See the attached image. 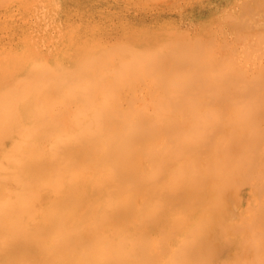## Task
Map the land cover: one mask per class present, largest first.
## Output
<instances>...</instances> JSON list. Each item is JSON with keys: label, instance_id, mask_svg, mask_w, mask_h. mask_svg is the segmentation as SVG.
Here are the masks:
<instances>
[{"label": "bare ground", "instance_id": "1", "mask_svg": "<svg viewBox=\"0 0 264 264\" xmlns=\"http://www.w3.org/2000/svg\"><path fill=\"white\" fill-rule=\"evenodd\" d=\"M3 1L7 0H0L1 6L4 5V3L2 4ZM27 1H25L24 5H26ZM8 2H5L6 5ZM29 2L31 4L33 0H29ZM260 2H262V0H259L257 3ZM41 3L44 5L45 2ZM184 3L181 5L184 6ZM251 3L254 2L252 1ZM257 3L255 2V6ZM164 4L166 3H163V5ZM186 4L188 5L189 3L186 2ZM250 5H248L246 9H249ZM27 6L30 7L28 3ZM56 6L57 5H55V7ZM258 6V8H263V5L261 7L260 5ZM235 7L236 6H233V8ZM12 8L14 9L13 6ZM255 8H257V6L254 7V9ZM17 9L16 7V10ZM237 9L239 10V8ZM250 9L248 15L251 13L253 14L255 10L259 11V9H253V11ZM224 10L226 13V8H224ZM12 13L13 12H11L10 15L14 19ZM35 13L36 12H34V14ZM237 13L239 14V12ZM34 14L32 13L33 16ZM244 14L245 13L242 11L241 16ZM226 15H231L232 17H227L228 20L225 19V21L229 22L232 19L238 20L232 13ZM21 16L22 15H20L19 18ZM241 16L239 18H241ZM253 16L254 15H252L251 18H253ZM215 17L217 18L218 16ZM5 18L7 19V17ZM29 19L28 21H31V19ZM215 19L211 20L216 21L217 19ZM254 19L257 20L256 18ZM240 20H242V18ZM243 20L248 21H239V23L241 24L242 22L244 25L248 23L247 26L250 29L255 26L251 23L252 21L250 22L251 25H249L250 19L248 17ZM168 22L171 25L170 20ZM173 22L174 24L176 23L175 21ZM23 23H25V21ZM13 24H16V22ZM212 25L215 27V23ZM221 25L223 24L221 23ZM244 25L236 31L239 32L235 33L236 37H233L238 41H236V45H247V43L250 44L252 42L251 45H247V48L243 49L246 50V52L250 51V48L252 49L254 44L257 49L261 47L260 49L262 51L258 49L259 51L256 50L257 53H254L256 49L254 47V54L250 53L256 55V58L262 61L261 58L264 56H262L264 52V39L261 38H264V28L263 30H259V32H263L262 34H260L261 32L259 33L258 30L254 31L255 28L251 29V31L246 29L248 30L247 33H249V36L246 35L245 29H243ZM256 25H258V23ZM18 26H20V24H18ZM234 26H236V22ZM174 30L173 32H175ZM232 30L235 31L233 28ZM240 30L242 31L241 35H239L241 32ZM131 31L134 32V30ZM182 31L183 30L178 31L181 38L188 30ZM222 31L223 30H221V32ZM225 31L227 33V30ZM225 31H223V33ZM167 32L168 34H172V30L170 33L169 30H167ZM181 32L184 34L182 35ZM255 32H257V34H253ZM162 33L165 32L161 30L160 34ZM178 33H175V37H179ZM223 33H220L221 36L225 35ZM185 35L189 34L187 33ZM216 35H218V31ZM251 35H255V37H251ZM172 36L168 38L171 39L173 38ZM204 36L207 37V35ZM221 36L220 41L222 40ZM196 37H198V35H195V38L193 37L195 39L194 43H199L200 48L197 44L195 45L193 43V45L197 47L193 48L194 46L191 44V49H187L188 45H190L189 43L193 42L188 36L185 38H188L187 41L190 40L191 42H185L184 40L186 39L184 37L180 42L178 41L179 38L177 41V38H174L175 40L171 39L173 41H169L168 39H166V41L164 39L163 41H166V44H161V42L160 44H156L160 48L155 46V43L154 45L151 44V42L149 44L154 47L152 48V46H150L148 50L152 52H147L148 50L146 51L147 48H145L147 46L149 47L147 41L150 38L147 40L144 39V41L147 42V46L143 42L141 45L145 46L141 48L140 45L138 49L135 46H133V48L132 46L131 48L128 47L130 42L126 41L125 44L123 43L125 48H122V52L120 51L122 44H119V49L118 47L115 48V51L117 52V50H119L121 54L124 52V49H127L125 50L126 52L123 53L125 55L122 54L124 57L118 55L121 58L123 57L122 59L118 58L119 60L115 61L116 58L113 57L115 55L113 52L115 51H111L110 54H104V52H110L109 50L101 51L102 55L106 56L105 59L107 60L110 58L109 55L112 56L106 62L105 59H103L104 61L101 59L103 58L101 57V52L98 53L99 55L97 54V56H95L91 51L92 55L89 54V58L84 57L85 53L81 56L80 54L84 52L82 51L81 53L79 52V55L77 54L78 56L75 58L70 59V57V60L50 62L46 59V56L39 54L41 47L37 44L35 45V38L33 40L30 39L32 45L31 49L33 50L29 49V46L28 48L23 46L26 48V52L23 53L22 58L13 57L9 59L3 68H0V264H221L215 262V256H217L220 251L224 252L226 250H232L234 256L229 257L230 259L222 264H238L243 256H246V260L243 257L245 263H242L247 264L248 261H250L247 255L249 256L248 253L251 254L252 252L254 253L251 254L253 260H256V262L254 261L255 264H261L262 262V264H264V259H262L261 256V258H259L255 253V249L258 247L260 249L261 246V244L258 245V243L261 242H258L257 235L262 238L260 235L264 233L260 232V234H258L259 229H257V235L254 236V229L257 227L254 225V223L256 224V219L250 217V221H245L241 225L237 222L229 223V226L226 224L229 222L228 220H231L230 218L232 217L230 216L233 215V213H228V211L234 210V202L236 203V200H238L236 197L242 192V187H244V185L249 186L252 191V197H255L253 194L257 195V193L258 196H261L260 208L262 209L264 206V73L260 71H264V63H261L263 66L260 65L261 68L257 65L260 69L257 71L260 74L251 73L256 69L255 67H257L253 66L252 68L250 67V71L253 68L255 69L247 76L246 73H249V70L246 72L247 67L246 69L244 68L246 64L248 65L250 63H247L249 60L253 64V56L249 57L251 56L250 54L247 58L245 57L246 55H242L243 52H235V44L232 47L234 51L229 44H227L228 47L231 48V51L235 53V57L237 55L236 53H239L244 56V58L249 59L248 61L247 59L244 61H239L237 59L239 62L237 63L236 60L234 63L239 64L241 62L240 68L237 66L238 69L236 70L235 66V69H232L231 66L233 67L236 64H228L231 63L235 57L233 56L234 54L231 55L230 48L228 49L222 45L223 42L225 45L228 42H225L223 38L222 43H217L219 46L216 45V43L213 44L214 42L212 43L216 48L218 46L220 49H223H219L221 52L218 50L219 53H221L220 57H216L217 49H213L214 53L212 52V55L215 54L216 58L221 59V61L218 60L217 62H221V65H213L214 61L212 62L213 59L210 61V58L215 59V57H210L211 54L207 53V49L209 48V52L213 45L206 43V41L208 42L210 40L211 43L214 41V38L217 41L219 40L216 37L212 38L213 40L207 37L208 40L204 38L205 41H203L204 39L202 37L203 40H201L200 35V39L197 38V40ZM164 38L166 37L164 36ZM244 38L247 39L242 40ZM251 38H255L257 41L254 40L256 42L253 43V39ZM234 39L229 41L233 43ZM247 40L250 42H247ZM174 41L177 44H175ZM201 41L206 43V45L209 44L211 47H203V52L205 53L206 51L203 56L201 52ZM239 41H241V43H239ZM243 41L246 42L243 43ZM261 42H263V44ZM127 43L129 44L126 46ZM135 43L137 44V42ZM135 43L134 45H136ZM167 43L170 44L168 45ZM107 44L109 45V43ZM111 45L112 44H110V46ZM160 45H165L163 49L169 52L164 51L162 55V51L160 52L156 49L158 48L161 50L162 47ZM166 45L172 46V49H167ZM204 45L205 44L202 46ZM98 46L101 45H97V48ZM221 46L224 48H221ZM134 47L137 50L134 49ZM173 47H178L176 53L173 52ZM184 48L190 50L191 54L189 51H184L186 50ZM198 48L200 51H198ZM226 48L228 49L227 51L230 52V54L228 53L229 57L228 55L226 57L230 58L231 55L230 60L234 57L230 62L228 61L229 59L226 58V61L229 62L228 64L223 61L225 57H223V60L221 58ZM179 50L182 52L179 54L180 58L184 57V55L189 57V54L190 57H187L188 60H185L186 56L182 58L183 63L181 62V65L179 61H177L176 63H178L179 66L177 64L178 67L173 69L170 59H173L172 56L179 53ZM239 50L240 49H238V51ZM128 51H130V54H126ZM246 52L244 54H248V52ZM165 53L167 54L165 55ZM5 55L7 56V54H4V56ZM126 55L127 57H125ZM206 55L208 58L210 57L208 59L210 67L208 65L205 66L207 64L206 61H208L204 60V58L206 59L207 57ZM2 56L3 54L0 55V58ZM176 56L174 58H178V54ZM198 56H206L201 58L204 62L200 60ZM180 58H178V60ZM195 58L199 59V61L195 60ZM240 58L243 57L240 56L239 59ZM222 61L225 62L226 65L222 64ZM255 63L254 65H256ZM182 64H189V71L185 69L186 65ZM242 64H245L244 67H242L244 72L241 69ZM215 66H219L220 68L216 69ZM193 67H195L194 70ZM212 68H215L217 71ZM210 69L214 72L212 73ZM182 70L185 71L180 73ZM193 71L195 73H193ZM161 72L167 73L166 77H164V75L161 76V74H159ZM184 72L188 77V74H191L190 78L187 79ZM173 73L174 76H172ZM251 74L255 76H251ZM156 75L159 80L156 79ZM177 75L179 77L186 76L185 78L189 83H182V81L186 82L187 80L182 77L184 80L181 81L178 79ZM175 76L177 77V81H175ZM152 77L155 78H153L155 81L152 80ZM170 77H173L174 80ZM147 78H150L152 82H149L155 85L153 90L156 93L155 97L158 98H156L157 100L152 99L154 101L150 103V105L152 104L151 107L148 105V108H151L150 111H148L149 109H144V107H147V104H143L144 102L146 103L147 99L148 101L151 100L150 98L146 99L144 97L148 93V90H151L152 92L150 91V93L153 94L151 95L148 93L149 97L152 96L154 98V91L150 89L151 87H148V90L145 87L147 90L145 94V89L141 86L147 84H143L148 82V80L145 81ZM139 82L140 84L142 82L141 85L139 84L142 88L140 87V89H138L140 93L143 91V96L142 94L140 96L141 100H139L140 97H137L139 94L136 95V97H134L135 95L133 94L135 92V87L139 88V86L136 85V83ZM163 85H165L164 87L169 86L167 89H163ZM125 87H127L126 89L130 88L131 90H129V92L131 91L132 94L129 93L128 90L126 92ZM123 90L127 96L123 94L124 96L122 95V97L129 98V94L132 95L130 98L133 97V99L129 98L130 100L124 98L127 101L126 103L132 104L128 105L126 108L122 107L123 105L126 106L123 104L125 101L121 106L122 101L120 102L119 99ZM200 92L202 94H200ZM203 92H206V95ZM190 93H192L191 95H193V98L195 96L196 100H200L199 97L201 96L205 99L202 97V101H199L200 105L199 102H197L198 105H196V102L193 105L192 102L195 98L193 99L191 95L190 98L188 95ZM135 94H137V92ZM177 94L178 96H176ZM183 96L189 97V100L193 99V101L187 100L189 104L187 103V105H185L183 104L186 103L185 99L187 98L185 97L181 98V100L183 99V101H185H181V104V102H179L180 99L179 101L177 99ZM216 96L225 97V100L228 98L231 102L234 100L237 101V103L239 101L237 99L240 97L242 101L239 102H243L245 97L248 100L240 104L238 103L239 107L236 106L234 109L235 105H233V103L236 102L233 101L229 106V101L227 99L228 104L226 101L224 104L230 108L232 105L230 114L229 110L227 111L228 107L224 104L223 106L226 107V112L225 110L223 112L224 107L222 108V106H218L222 109L221 111L218 109L215 110L216 108L214 109L213 106L215 114H209L212 110L211 112L207 110L212 108L211 105L215 103ZM206 97L207 99L210 97L211 100L214 99L213 97L216 98L213 101L214 103L209 100L208 103ZM235 97L238 98L235 100ZM136 98L139 102L141 101L142 107L141 103L140 106L135 103L137 101ZM143 98L146 100H143ZM122 99L123 98H121V100ZM220 99L218 97V102H216V104L220 101H224V99ZM206 102L207 104H205ZM135 104L138 106V109L135 107ZM203 105L204 107H208H205L207 110L205 111L204 109V112H202V108H204ZM242 105L243 108L240 107ZM198 108H200L199 111H194ZM201 109L202 111H200ZM257 112L259 115H254L255 113L257 114ZM221 114L230 116L223 117ZM225 120L227 122L223 123ZM258 196H256L257 200L254 198L255 202L258 201ZM232 203L234 205L233 209L229 207V205L232 206ZM236 204L237 207L235 208H238L239 203ZM168 207L172 210L170 212L171 214L167 212ZM178 208H180L182 212ZM164 209H166V212ZM173 209H178L177 211L179 213L181 212V215L176 211L175 214H173ZM198 209L201 210V213L199 212L197 215L195 212L191 216L192 220L189 221L188 218L190 215H187L191 214V210ZM254 210L256 209L254 208ZM235 212L238 211L235 210ZM261 212L257 214L259 216L261 214L263 218L264 210ZM167 213H169L171 217H174L176 213L178 214L172 219L173 224H170L172 227L167 225V222H169ZM165 215L167 222L163 221ZM182 215L184 216L183 218L181 217ZM255 216V218L258 217L257 215ZM223 221L226 222H224L225 225ZM163 222L166 223H164L166 229L167 226H169L171 230L169 228L166 231V229L162 227ZM186 223L192 224L189 230H185L188 228ZM182 225L187 226V228ZM222 225L225 226L223 227L224 230L222 231L221 229V232H219L218 227H222ZM259 225L261 224H258V226ZM263 225L262 223V226ZM179 226L185 228L181 233L183 237L177 234L180 237L177 236V238H179V240L181 239V242H178L176 247H171V243L168 244L171 247V253H173L170 256L166 253L168 258L165 260V257H162L164 254L161 255L163 252L159 253L157 249L155 252L153 248H157L156 245L163 246L162 244L167 241L166 239L175 236L176 232L180 234L179 231L183 228H179ZM170 231H172V233ZM221 234L224 235L221 237ZM175 237H173V239ZM177 238H175V241H177ZM221 240L224 241V245L221 244L220 246L219 243ZM262 240H264V237ZM182 242L183 244H181ZM245 243H248L246 244L247 246ZM178 245H180V247H178ZM249 245L252 247V252L247 251V249H251L248 247ZM167 246H163L161 249L166 252L168 251L166 248ZM253 248H255L254 251ZM161 249L159 248V250ZM256 250L258 251V249ZM168 252L170 253V251ZM156 253L159 256L156 255ZM261 255L263 256V253ZM255 256L258 257L254 258ZM158 257H161V259ZM238 258L240 259L238 260ZM258 261L259 263H257ZM251 262H253L252 259L249 263L253 264Z\"/></svg>", "mask_w": 264, "mask_h": 264}, {"label": "rangeland", "instance_id": "2", "mask_svg": "<svg viewBox=\"0 0 264 264\" xmlns=\"http://www.w3.org/2000/svg\"><path fill=\"white\" fill-rule=\"evenodd\" d=\"M9 0H7V1H3L2 2V4L4 3V5H0V38L2 39H0V55H2L3 54V56H4V54H7V56L5 55L4 56V58L2 59V57L0 58V60H1V63H0V68H3V66L9 61V59H11V58H13V57H18V58H22L23 57V53L24 52H26V48H24L25 46L28 48V46H29V49H31L32 48V45H31V41H30V39H35V45L37 44V45H39L41 48H40V53L39 54H42V55H44V56H46L47 58L46 59H48L50 62H53V61H57V60H63V61H67V60H70V59H72V58H75L76 56H78L79 54V52L81 53L82 51H84L83 53H81L80 55L82 56L84 53V57H86V58H89L88 56H89V54H91V52H92V54L93 55H95V56H97V54L98 53H100L102 50H109L110 52H104V54L105 53H108V54H110L111 53V51L113 52V51H115V48H117L118 47V49L120 48V46H119V44H122L121 45V49L122 48H125L124 46V44L126 43V41L127 42H130V44L129 43H127L126 44V46L128 45V47H130L131 48V46H132V48H133V46H135V47H137V49L139 48V46L141 45V44H143V42L146 44V46H147V42H148V44L149 43H151V44H153L154 45V43H155V46H158V45H156V44H160V42H161V44H163V43H165L167 40L166 39H168L169 41L171 40V39H173V40H175L176 38V41L178 40V38H179V42H180V40H182V38L184 37H190V40L191 41H193V42H191L190 40V42L191 43H189L190 45H188V48L187 49H191L190 47H191V44H192V46H194L193 48H196L195 47V45L197 44V42H196V44L194 43L195 41V35H198V37H196V39L198 38V39H200L199 38V35L201 36V40H203L204 38L206 39V40H208L209 38L211 39V40H213L212 38H214V37H216L219 41H217L215 38H214V41H212L211 43H210V40L207 42L206 41V43H209L210 45L213 43V44H215L216 43V45H218L219 46V44H217V43H222L223 42V38L225 39L224 41L226 42V41H228L227 43H226V45L227 44H229V46L232 48L233 46H234V44L236 45V41L237 40H235L233 37H236L235 35V33H239V32H236L237 30H239L243 25H244V23L242 24V22H241V24L239 23V21H244L243 19L244 18H246L247 19V17L250 19V21H249V25H251L250 24V22L251 23H253L254 25V27L252 28L251 26V29H254V31H257L258 30V32H259V30H263V25H264V10H262V9H264V0H262V2H260V3H257V2H259V0H189V2H188V0L186 1V0H181V1H179V0H176V1H172V0H166V2H165V0H158V1H156V0H154V1H152V0H77V1H72V0H50V1H46V0H33V4L31 3L30 4V2H29V0L27 1V0H10L9 2H8ZM25 1H27L26 2V5H24L25 4ZM35 1H36V3H35ZM84 2V3H80V2ZM164 1V2H163ZM172 1V2H171ZM177 1H179V2H177ZM200 3H199V2ZM203 1V2H202ZM234 1H235V3H234ZM240 1V2H239ZM246 3H245V2ZM254 2V3H251V2ZM5 2H8V4L6 5V3ZM24 2V3H23ZM39 2H40V5H39ZM41 2H45L44 3V5H43V3H41ZM47 2V3H46ZM64 2V3H63ZM79 2V3H78ZM161 2H163V3H166V4H164L163 5V3H161ZM174 2V3H173ZM176 2V3H175ZM181 2V3H180ZM185 2V3H184ZM186 2L187 3H189L188 5L186 4ZM207 2V3H206ZM237 2H239V3H237ZM255 2L257 3L256 4V6H257V8H255V9H259V11H256L255 9H254V7H256L255 6ZM20 3V4H19ZM27 3H28V5H30V7L29 6H27ZM137 3V4H136ZM147 3V4H146ZM171 3H173V4H171ZM179 3V4H178ZM182 3H184V6L183 5H181ZM202 3V4H201ZM230 3V4H229ZM250 3H251V5H250ZM22 4V5H21ZM50 6H49V5ZM68 4V5H67ZM162 4V5H161ZM193 6H192V5ZM203 4H205V5H203ZM213 6H212V5ZM227 4H229V5H227ZM233 4H235V5H233ZM244 4V5H243ZM48 5V6H47ZM55 5H57L56 7H55ZM71 5H72V7H71ZM75 5V6H74ZM77 5V6H76ZM133 5V6H132ZM138 5H139V7H138ZM171 5H172V7H171ZM178 5V6H177ZM198 5V6H197ZM201 5V6H200ZM227 5V6H226ZM241 5H243V6H241ZM248 5H250L249 6V9L250 10H252L253 11V9L255 10L254 12H253V14L252 15H254L253 16V18H251L252 17V15L250 16V15H248V13L250 12L249 11V9H246V7L248 6ZM258 5H260V7L263 5V8L261 7V8H258L259 6ZM6 6V7H5ZM12 6L14 7V9L12 8ZM32 6V7H31ZM39 6V7H38ZM43 6V7H42ZM148 6H150V7H148ZM186 6V7H185ZM215 6H217V7H215ZM233 6H236L235 8H233ZM252 6H253V8H252ZM16 7L18 8L17 10H16ZM36 7H37V9H36ZM77 7V8H76ZM83 7V8H82ZM138 7V8H137ZM179 7V8H178ZM212 9H211V8ZM232 7V8H231ZM242 7V8H241ZM22 8H23V10H22ZM44 8V9H43ZM73 8V9H72ZM86 8V9H85ZM125 8V9H124ZM132 8V9H131ZM196 8V9H195ZM204 10H202V9ZM224 8H226V13H225V10H224ZM228 8V9H227ZM237 8H239V10L237 9ZM248 8V7H247ZM29 11H28V10ZM53 9V10H52ZM70 9V10H69ZM194 9V10H193ZM201 9V10H200ZM216 9V10H215ZM220 9H221V11H220ZM243 9V10H242ZM19 10V11H18ZM40 10V11H39ZM83 10V11H82ZM101 10H102V12H101ZM128 10V11H127ZM196 10H198V11H196ZM213 10V11H212ZM232 10H233V12H232ZM238 10V11H237ZM34 14V12H36L35 14H34V16L32 15V13ZM76 11V12H75ZM161 11H162V13H161ZM215 11V12H214ZM223 11V12H222ZM236 11V12H235ZM243 11V13H245L243 16H241V12ZM244 11H246V12H244ZM251 11V12H252ZM262 11V12H261ZM11 12H13L12 14V16L14 17V19L11 17V15H10V13ZM15 12V13H14ZM65 12H66V14H65ZM73 14H72V13ZM78 12V13H77ZM99 12V13H98ZM150 12V13H149ZM158 12V13H157ZM205 12V13H204ZM237 12H239V14L237 13ZM258 12V13H257ZM17 13V14H16ZM19 13V14H18ZM44 13V14H43ZM71 13V14H70ZM156 15H155V14ZM172 13V14H171ZM221 13V14H220ZM224 13V14H223ZM234 14V16L236 17V18H238V20L236 21V19L234 20V19H232L231 21H225V19L226 20H228V18L227 17H232L230 14ZM256 13V14H255ZM3 14V15H2ZM154 14V15H153ZM180 14V15H179ZM214 14V15H213ZM216 14V15H215ZM226 14H229L230 16H228V15H226ZM236 14V15H235ZM237 14H238V16H237ZM4 15H7V16H4ZM17 16V17H15V16ZM20 15H22L20 18H19V16ZM41 15H43V16H41ZM75 15V16H74ZM158 15V16H157ZM225 15V16H224ZM3 16V17H2ZM9 16V17H8ZM24 16V17H23ZM33 16V17H32ZM68 16H70V17H68ZM79 16V17H78ZM214 16V17H213ZM215 16H218L217 18L215 17ZM222 16V17H221ZM233 16V17H234ZM241 16V18H242V20H240L241 18H239ZM2 17V18H1ZM5 17H7V19L5 18ZM26 17H27V19H26ZM29 17H30V19H31V21H28V19H29ZM36 17H37V19H36ZM146 17V18H145ZM11 19V22H10V19ZM22 18V19H21ZM66 18V19H65ZM99 18V19H98ZM106 18V19H105ZM187 18V19H186ZM201 20H200V19ZM210 18V19H209ZM218 20H216V19ZM222 18V19H221ZM254 18H256L257 20H255ZM16 19V20H15ZM24 19V20H23ZM29 19V20H30ZM39 19V20H38ZM74 19H75V23H74ZM211 19H215L216 21H213V20H211ZM155 20V21H154ZM170 20V23H171V25L169 24V21ZM181 22H180V21ZM194 20H196V21H194ZM200 20V21H199ZM209 20V21H208ZM223 20H224V22H223ZM230 20V19H229ZM8 21H9V23H8ZM13 21V22H12ZM25 21V23H23ZM26 21H28V22H26ZM173 21H175L176 23V26H175V24H174V22ZM192 21V22H191ZM211 21V22H210ZM246 21H248V20H246ZM246 21H244V22H246ZM255 21H256V23H255ZM4 24H3V23ZM14 22H16V24H13ZM79 22V23H78ZM87 22V23H86ZM178 22V23H177ZM180 22V23H179ZM207 22V23H206ZM235 22H236V26H234V24H235ZM8 25H7V24ZM28 23V24H27ZM36 23H37V26H36ZM44 23V24H43ZM48 23V24H47ZM161 23V24H160ZM173 23V24H172ZM192 23V24H191ZM195 23V24H194ZM204 23V24H203ZM211 23V24H210ZM215 23V27H214V25H212V24H214ZM221 23L224 25H221ZM258 23V25H256ZM3 24V25H2ZM18 24H20V26H18ZM93 24V25H92ZM165 26H164V25ZM202 24V25H201ZM219 24V25H218ZM260 24V25H259ZM261 24H263V25H261ZM9 25H11V26H9ZM26 25H27V27H26ZM29 25H30V27H29ZM33 25V26H32ZM46 25H47V27H46ZM65 25V26H64ZM75 25V26H74ZM123 25V26H122ZM168 25V26H167ZM201 25V26H200ZM208 25V26H207ZM248 25V23L246 24V25H244V27H243V29H245L244 31L246 32V35H249V33H247L248 32V30H250L251 31V29L247 26ZM2 26H3V28H2ZM22 26V27H21ZM73 26H74V28H73ZM136 26V27H135ZM143 26V27H142ZM180 26V27H179ZM195 26V27H194ZM198 26V27H197ZM43 27H45V28H43ZM182 27V28H181ZM200 27V28H199ZM206 27V28H205ZM219 27V28H218ZM221 27V28H220ZM225 29V30H227V33H226V31L223 29V28ZM198 28V29H197ZM202 28V29H201ZM211 28V29H210ZM232 28L233 29H235V31L234 30H232ZM260 28V29H259ZM11 29H13V30H11ZM20 29V30H19ZM21 29H22V31H21ZM70 29V30H69ZM134 30V32L133 31H131V30ZM144 29V30H143ZM174 29H176V30H174ZM183 30V31H186V30H188V31H190V32H185V34H189V35H185L184 33H182L181 32V34L183 35L184 34V36H182V38L180 37L181 35L178 33V31H181V30ZM196 29V30H195ZM200 29H201V31H200ZM209 29V30H208ZM223 30V31H225L224 33H223V31L221 32V30ZM243 29H241V30H243ZM246 29H248V30H246ZM7 32H6V31ZM43 30V31H42ZM74 30V31H73ZM91 30V31H90ZM140 32H139V31ZM161 30H162V32H167V30H169V33H170V31L172 30V34H173V36H172V34L170 33V34H168V32L165 34V33H162V34H160L161 33ZM166 30V31H165ZM173 30L175 31V32H173ZM199 30V31H198ZM207 30V31H206ZM229 30V31H228ZM240 30V31H241ZM5 31V32H4ZM10 31V32H9ZM14 31H15V33H14ZM127 31V32H126ZM157 31V32H156ZM192 31V32H191ZM194 31V32H193ZM198 31V32H197ZM214 31V32H213ZM217 31H218V35H216L217 34ZM12 32V33H11ZM114 32V33H113ZM132 32V33H131ZM154 32H155V35H154ZM210 32H211V34L213 35H211L210 34ZM216 32V33H215ZM225 34V35H227V36H225V35H222L221 36V34ZM229 32V33H228ZM233 34H232V33ZM245 32H244V34H245ZM261 32V33H260ZM259 33L260 34H262L263 32L262 31H260ZM55 33V34H54ZM104 33H106V34H104ZM148 33V34H147ZM175 33H178V36L179 37H175ZM192 33V34H191ZM198 33H200V34H198ZM203 33V34H202ZM231 33V34H230ZM251 33V32H250ZM6 34H7V36H6ZM28 34V35H27ZM71 34V35H70ZM129 36H128V35ZM146 34V35H145ZM219 34H220V36H221V38H222V40L220 41V36H219ZM228 34H230V35H228ZM242 34V31L240 32V34L239 35H241ZM243 34V35H244ZM253 34H257V32H255V33H253ZM264 34V33H263ZM13 37H12V36ZM72 37H70V36ZM105 35H107V36H105ZM157 35V36H156ZM173 37V38H168V37H171V36ZM204 35H207V37H208V39H207V37L206 36H204ZM208 35H210V36H208ZM214 35H216V36H214ZM5 36V37H4ZM69 36V37H68ZM105 38H104V37ZM127 36V37H126ZM136 36V37H135ZM143 36H145V37H143ZM161 36V37H160ZM164 36L166 37V38H164ZM177 36V35H176ZM194 38H193V37ZM212 36V37H211ZM250 36V35H249ZM249 36H247V37H249ZM255 37V35H251V37ZM24 37H27V38H24ZM118 37V38H117ZM142 37V38H141ZM147 37V38H146ZM163 37V38H162ZM202 37H203V39H202ZM228 39H227V38ZM230 37H231V39L233 38L234 39V42L232 43L231 41L233 40H231L230 39ZM240 37V36H239ZM243 37V36H242ZM258 37V36H257ZM257 37H256V39H257ZM110 38H111V40H110ZM136 38V39H135ZM141 38V39H140ZM152 39V40H150V39ZM175 38V39H174ZM192 38V39H191ZM259 38V37H258ZM12 41H11V40ZM22 39H25V40H22ZM51 39V40H50ZM69 39V40H68ZM85 39V40H84ZM144 39H149L147 42L146 41H144ZM156 39V40H155ZM161 39V40H160ZM166 40L165 42L163 41V40ZM186 39V38H185ZM188 39V38H187ZM187 39L186 40H184L185 42L187 41ZM197 39V40H198ZM205 39L203 40V41H205ZM237 39V38H236ZM247 39V38H246ZM245 38L244 39H242V40H246ZM249 39V38H248ZM251 39H253V38H251ZM251 39H250V41H251ZM255 38L253 39V43L254 42H256L257 40H256ZM261 39H264L263 37L261 38ZM4 40V41H3ZM20 40H22V41H20ZM108 40V41H107ZM135 40V41H134ZM157 40H160V41H157ZM173 40H171V41H173ZM217 42H216V41ZM229 40H231V41H229ZM254 40H256V41H254ZM259 40V39H258ZM14 41V42H13ZM85 41H86V43H85ZM100 41V42H99ZM112 41V42H111ZM125 41V42H124ZM132 41V42H131ZM134 41V42H133ZM139 41V42H138ZM155 41V42H154ZM168 41V42H169ZM189 41H187V42H189ZM203 41H201L202 42V45L203 44H205L204 46H202L201 45V50L203 49V47H205V46H208V47H210V45L209 44H207L206 45V43H203ZM249 40H247V42H250ZM264 41V40H263ZM50 42V43H49ZM135 42H137V44L135 43ZM141 42V43H140ZM157 42V43H156ZM175 42V41H174ZM184 42V43H185ZM200 42V41H199ZM231 42V43H230ZM238 42V41H237ZM244 42H246V41H243V43ZM260 42V41H259ZM2 43V44H1ZM102 43V44H101ZM107 43H109V45L107 44ZM124 43V44H123ZM131 43H133V44H131ZM134 43L136 44V45H134ZM172 43V42H171ZM193 43L195 44V45H193ZM224 43V42H223ZM222 43V45H224L225 47H227L228 49L230 48V47H228V45L226 46L225 44H223ZM239 43H241V41H239ZM262 44H263V42H261ZM260 43V44H261ZM110 44H112L111 46H110ZM114 44V45H113ZM151 44H149V47L147 46V47H145V48H147L146 49V51L150 48V46H152V48L154 47L153 45H151ZM166 44V43H165ZM168 44V43H167ZM170 44V43H169ZM168 44V45H169ZM175 44H177L176 42H175ZM186 44V43H185ZM184 44V45H185ZM212 44V45H213ZM232 46H231V45ZM252 44V42L250 43V44H248L247 43V45H251ZM260 44H259V46H260ZM95 45V46H94ZM97 45H101V46H98V48H97ZM103 45V46H102ZM172 46H173V43L171 44ZM179 45V44H178ZM198 46H199V43L197 44ZM221 45V44H220ZM243 45V44H242ZM241 44L239 45V44H237L236 46H234V47H236V49H235V52H243L242 53V55H246L245 57H247V56H249L251 53H253V50L256 48L255 46V44H254V49L252 48H250V51H247L248 52V54H244L245 52H246V50H243L244 48H247V45L246 44H244L243 46H242ZM246 45V46H245ZM21 46V47H20ZM24 46V47H23ZM107 48H106V47ZM123 46V47H122ZM142 46L144 47L145 45H141V48H142ZM161 46V45H160ZM164 46L165 45H162L161 47H162V49L161 50H159L158 48H160L159 46H158V48H156L158 51H162L161 52V54L163 55L164 53V51H165V49H163L164 48ZM172 46H167L166 45V47H167V49L169 48H171ZM181 46V45H180ZM179 46V47H180ZM217 46V48L215 47V45H213V47L211 48V50H209V52H208V49H207V53H209V54H211L210 55V57H215V54L214 55H212L213 53H214V51H213V49H217V51H216V57H220V54L221 53H219V51L220 50H223V49H220V47H218ZM245 46V47H244ZM253 46V45H252ZM251 46V47H252ZM263 46V45H262ZM96 47V48H95ZM109 47V48H108ZM134 47V49H136ZM182 47H184V46H182ZM223 46H221V48H222ZM239 47H241V48H239ZM258 47V46H257ZM3 48H5V49H3ZM43 48V49H42ZM92 48V49H91ZM104 48V49H103ZM174 49V51L173 52H175L176 53V50H177V48L178 47H173ZM192 48V49H193ZM199 48H200V46H199ZM198 48V51H200V49ZM207 48V47H206ZM224 48V47H223ZM225 49V51L222 53L223 55L221 56V58H222V60H223V57H225V59L223 60V61H225V62H227L226 61V58H228L229 57V54H230V52L229 51H227L228 49ZM231 48L229 49L230 51H231ZM248 48H249V46H248ZM261 47H259L258 49H260ZM86 49H88V50H86ZM94 49V50H93ZM120 49V51L122 52L123 51V49L121 50ZM136 49V50H137ZM172 49V48H171ZM179 49H182V48H179ZM184 49H186V48H184ZM184 50V51H189V53H190V50ZM220 49V50H219ZM238 49H240L239 51H238ZM257 48L255 49V52L254 53H257L256 52V50H258ZM31 50H33V49H31ZM125 50H127V49H124V52H126ZM128 50H129V48H128ZM133 50V49H132ZM152 50H155V49H152ZM219 50V51H218ZM232 50H233V48H232ZM237 50V51H236ZM242 50V51H241ZM249 50V49H248ZM261 50V49H260ZM91 51V52H90ZM151 51V50H150ZM149 50L147 51V52H150ZM168 51V50H167ZM167 51H165V52H167ZM182 51V50H181ZM183 51V52H184ZM204 51H205V49H204ZM234 51V50H233ZM233 51H231V55H233L234 57H235V53L233 52ZM245 51V52H244ZM259 51V50H258ZM262 51V50H261ZM264 51V50H263ZM10 52V53H9ZM14 52V53H13ZM18 52H20V53H18ZM21 52H22V54H21ZM90 52V53H89ZM123 52V53H124ZM130 51H128V53H126V54H130L129 53ZM133 52V51H132ZM152 52V51H151ZM155 52H157V51H155ZM160 52H158V53H160ZM169 52V51H168ZM172 52V53H173ZM178 52V51H177ZM203 54H202V56L206 53V51H205V53L203 52V50L201 51ZM213 52V53H212ZM221 52V51H220ZM233 52V53H232ZM246 52V53H247ZM251 52V53H250ZM17 53V54H16ZM115 55L113 56L114 58H116L115 59V61H117V60H119L121 57H119L118 55H120V56H123V55H125V54H121L120 52H119V50H117V52L115 51V52H113ZM119 53V54H118ZM182 52H180V50H179V53H177L178 54V58H180V56H179V54H181ZM200 53V52H199ZM229 53V54H228ZM253 53V54H254ZM259 53V52H258ZM57 54V55H56ZM78 54V55H77ZM91 54V55H92ZM108 54H107V56H108ZM167 53H165V55H166ZM170 54V53H169ZM174 54V53H173ZM176 54V55H177ZM185 54H186V52H185ZM187 54H188V52H187ZM191 54V53H190ZM190 54H189V57H190ZM201 54V53H200ZM237 55H236V57H235V59H234V57H232L233 59H231V60H233V61H231L230 60V58H231V55H230V58H228L227 60L230 62L231 61V63H229V62H227V64L228 65H234V64H236V65H234L233 67L231 66V68L233 69L235 66H236V70L238 69V68H240V64H241V62L239 63V64H237L239 61H244V60H246L247 58H244V56H242L241 54H239V53H236ZM86 55V56H85ZM90 55V56H91ZM99 55V54H98ZM113 55V54H112ZM175 54L172 56L173 57V59L171 58L170 60L172 61L171 63H172V65H173V69L176 67H178L179 66V64L178 63H176L177 61H179V63H180V65H181V62L183 63V60H182V58H185V56L186 55H184V53H183V55H184V57H182V58H180L179 60H178V58H174L175 56H176ZM199 55V54H198ZM228 55V57H226ZM258 55V54H257ZM264 55V52H263V54H262V56ZM207 56V55H206ZM206 56H204V57H206ZM237 56H241V57H243V58H240L239 59V57H237ZM253 56V57H252ZM255 56V57H254ZM260 56H261V54H260ZM259 56V57H260ZM53 57H54V59H53ZM71 57V58H70ZM101 57H103V58H101L102 60L103 59H105V57L106 56H104V55H102V52H101ZM109 57L111 58L112 56H110L109 55ZM108 57V58H109ZM124 57V56H123ZM122 57V58H123ZM125 57H127V55L125 56ZM177 57V56H176ZM188 56H186V58H185V60H188V58H187ZM204 57H201V56H198V58L200 59V60H202L203 62H204V60H208L209 58H208V56L206 57V59L204 58ZM215 57V59L214 58H210V61H211V59H213L212 60V62H213V65L215 64H220L221 65V62H219V63H217L218 62V60H220L221 61V59H219V58H216ZM249 57H252V59H254V61L256 62H254L253 60H252V62H253V64L251 63V61L249 60V59H247V63H249L248 65L246 64V62H245V64H246V66H245V68L244 69H246V67H247V70H246V72H248V70H249V73H246L247 74V76H249L250 75V72L252 71V70H254L255 68V70L254 71H252L251 73H259L258 71L260 70L259 69V67H260V65L262 66V64L264 63V56L261 58L262 59V61H260L259 59H257L256 58V55H252L251 54V56H249ZM258 57V56H257ZM6 58V59H5ZM58 58H60V59H58ZM68 58V59H67ZM70 58V59H69ZM98 58H99V56H98ZM109 58V59H110ZM119 58V59H118ZM121 58V59H122ZM201 58H204V60L203 59H201ZM5 59V60H4ZM66 59V60H65ZM108 59V60H109ZM175 59V60H174ZM199 59H196L195 58V60H198L199 61ZM239 61H238V60ZM255 59H257V60H255ZM100 60V59H99ZM101 60V61H102ZM107 59H105V62L106 61H108ZM181 60V61H180ZM185 60H184V62H185ZM215 60H217V61H215ZM236 60H237V63H234V61L236 62ZM104 61V60H103ZM121 61V60H120ZM222 61V64H224V65H226L225 64V62H223ZM260 61V62H259ZM187 62V61H186ZM207 62V64L205 65V66H209V60L208 61H206ZM205 62V63H206ZM216 62V63H215ZM259 62V63H258ZM175 63V64H174ZM188 63V62H187ZM198 63H200V62H198ZM242 63H244V62H242ZM254 63L256 64V65H254ZM258 63V64H257ZM262 63V64H261ZM177 64H178V66H177ZM211 64V63H210ZM244 64V65H245ZM175 65V66H174ZM182 65H186V64H182ZM203 65H204V63H203ZM244 65L242 64L241 65V69H242V67H244ZM259 67H258V66ZM237 66H239L238 68H237ZM253 66H257V67H255V68H253L251 71H250V67L252 68ZM263 66H264V64H263ZM262 66V67H263ZM210 67V66H209ZM212 67V66H211ZM194 68L195 67H193V70H194ZM215 68L217 69V68H220L219 66L218 67H216L215 66ZM215 68H212L213 70H216ZM249 68V69H248ZM261 68V67H260ZM185 69H190L189 68V64L188 65H186V67H185ZM212 69H210L211 70V72L213 73L214 71H212ZM235 69V68H234ZM240 69V70H241ZM244 69H242L243 70V72H244ZM196 70V69H195ZM239 70V71H240ZM241 70V71H242ZM258 70V71H257ZM183 71H185V70H182V72H180V73H183ZM189 71V70H188ZM217 71V70H216ZM240 71V72H241ZM261 72H263L264 73V71H262V70H260ZM178 72V71H177ZM187 72V71H186ZM164 72H161V73H159V74H161V76L162 75H164V77H166V75H167V73H164ZM185 73V72H184ZM189 73V72H188ZM193 73H195L194 71H193ZM158 74V75H159ZM176 74V73H175ZM178 75H179V72L177 73ZM245 74V75H246ZM260 74V73H259ZM177 75V77H178V79L179 80H187L188 78H190V76H191V74H188L189 75V77L187 76V74L185 73L184 75H186L187 76V79L185 78L186 76H182V77H179ZM181 75V74H180ZM183 75V74H182ZM205 75V74H204ZM264 75V74H263ZM172 76H174V73H173V75ZM251 76H255L254 74L252 75L251 74ZM250 76V77H251ZM151 77V76H150ZM155 77V76H154ZM154 77H152V80H154L156 77H157V75H156V77L154 78ZM168 77V76H167ZM177 77L175 76V78H176V80L175 81H177ZM154 78V79H153ZM160 78V77H159ZM169 78V77H168ZM167 78V79H168ZM170 78H172L173 79V77H170ZM180 78H182V79H180ZM150 78H147L145 81H147L148 80V82L149 81H151V79L149 80ZM156 79H158V77L156 78ZM161 79H162V77H161ZM144 80V79H143ZM159 80V79H158ZM174 80V79H173ZM144 81V82H145ZM155 81V80H154ZM148 82H145V83H143V84H146L145 86L144 85H141L142 84V82H141V84H140V82L139 83H136V85H138L139 86V88H136L135 87V92L133 93L135 96L134 97H136V95H138L139 94V96H137V97H140L141 96V94L143 93V91H141V93L140 92H138V89H140V87L141 86H143V89H145V87H146V89L148 90L150 87V89H154V84L152 85V83H148ZM152 82V81H151ZM155 83V82H154ZM182 83H189L188 82V80L185 82H183L182 81ZM141 86H140V85ZM167 84H169V83H167ZM136 85H134V86H136ZM149 85V86H148ZM184 85H186V84H184ZM128 86V85H127ZM130 87H133V86H131V85H129ZM165 85H163V89L164 88H166L167 89V87L169 86H167V87H164ZM149 87V88H148ZM127 87H125V89H126ZM142 88V87H141ZM124 89V90H125ZM137 89V90H136ZM144 90V93L146 94V92H147V90ZM122 91V93L120 94L121 96L119 97V99H120V102H121V106L123 105V104H125L126 106H122L123 108L125 107H128V105H130L129 103H126L127 101H126V99L127 100H130L131 98L133 99V97H131L130 98V96H132V95H130L129 94V98L127 97H122V95L123 94H125V96H127L126 95V93H124L125 91L127 92V90H128V92H129V90H131L130 88L129 89H126L125 91ZM132 91H133V89H132ZM146 91V92H145ZM150 91L151 90H148V93L149 94H151L150 93ZM154 91V90H153ZM196 91V90H195ZM137 92V94H135ZM152 92V91H151ZM129 93H131V91L129 92ZM147 93V94H148ZM194 93V92H193ZM205 95H206V92H203ZM132 94V93H131ZM144 94V95H145ZM146 94V96L144 97V98H150V100L151 101H148V99L146 100V99H144L143 98V100H146V103L144 102V101H142V102H144V104L143 105H145V104H147V107H144V109L146 108V110H148V111H150L151 110V108H148V105H150V103H152L154 100H152V99H156L157 97H155V91H154V98L152 97V96H150L149 97V94L147 95ZM153 94V93H152ZM151 94V95H152ZM192 93H190V94H188L189 95V97H190V95H191ZM195 94H196V92H195ZM200 94H202L201 92H200ZM203 94V95H204ZM208 94V93H207ZM204 95V96H205ZM124 96V95H123ZM142 96H143V94H142ZM176 96H178V94L176 95ZM192 96V98H193V95H191ZM199 96V95H198ZM197 96V97H198ZM186 97V96H185ZM184 96L183 97H178V101H179V99H180V101L179 102H185L186 101V103H183V104H185V105H187V103H188V101H190L189 100V97L187 98V99H185V101H183V99L181 100V98H185ZM203 96H201V97H199L200 98V100L201 99H203L202 98ZM217 97V96H216ZM216 97H213L212 99L213 100H211V98L210 97H208L209 99H207V97H206V100H207V102H208V100L211 102H213L214 100H215V98ZM218 97H219V99L220 100H222V99H224V101H220L219 103H217L216 104V102H218L217 100H218ZM217 98H216V101H214L213 103H211V104H213V105H211L212 106V108L210 109H205V107H204V105H203V107L204 108H202L203 109V111H202V109L200 110V111H202V112H204V109H205V111L207 110V111H209L210 110V112H211V110H212V112L211 113H209V114H215L214 112L215 111H213V106H214V109L215 110H222L220 107L222 106V108L224 107L223 106V104L225 103V101H226V103H227V99L225 100V97L224 98H222L221 96H218ZM246 97L248 98V96L246 95ZM246 97H245V100H243V102L244 101H246V100H248V99H246ZM121 98H126V99H122L121 100ZM177 98V97H176ZM191 98V97H190ZM194 98H195V96H194ZM193 98V99H194ZM198 98V99H199ZM236 98H238V97H235V100H236ZM137 99V98H136ZM158 99V98H157ZM156 99V100H157ZM193 99L191 100V101H193ZM205 99V98H204ZM232 99H234V98H232ZM231 99V100H232ZM139 100H141V97H140V99ZM156 100H155V102H156ZM188 100V101H187ZM200 100H196V98L194 99V101L192 102V104L194 105L195 104V102H196V105H198V103L197 102H199ZM206 100H204V101H206ZM237 100H239V101H242V99H241V97L239 98V99H237ZM125 101V102H124ZM131 101H133V100H131ZM130 101V102H131ZM137 101H138V99H137ZM135 102V103H137V105L138 106H140V103H141V101L138 103V102ZM202 101V100H201ZM203 101V102H204ZM228 105L230 106V104H232V102L234 101H230V99H228ZM238 101V103L240 104V103H243V102H239ZM119 102V103H120ZM124 102V103H123ZM149 104H148V103ZM182 102H181V104H182ZM202 102V103H203ZM207 102L205 103V104H207ZM234 102H236V103H233V105H235L234 106V109H235V107L236 106H238V103H237V101H234ZM123 103V104H122ZM209 103V102H208ZM221 103V104H220ZM189 104V103H188ZM220 104V105H219ZM119 105V104H118ZM132 105V104H131ZM134 105V104H133ZM152 105V104H151ZM151 105H150V107H151ZM199 105H200V102H199ZM225 106H227L226 104H224ZM244 105V104H243ZM243 105L242 106H240V107H242L243 108ZM120 106V107H121ZM138 106H136V104H135V107L138 109ZM208 106V105H207ZM216 106V107H215ZM218 106H220V107H218ZM134 107V106H133ZM141 107H142V103H141ZM188 107V106H187ZM194 107V106H193ZM192 107V108H193ZM210 107V106H209ZM218 107V108H217ZM228 107V106H227ZM239 107V106H238ZM238 107H237V109H238ZM153 108V107H152ZM195 108V107H194ZM206 108H208V107H206ZM231 108H232V105H231ZM230 107H228L227 108V111L229 110V114L231 113V111H230V109H231ZM142 109V108H141ZM199 109L200 108H198L197 110H194V111H199ZM226 109V107H224L223 108V112H224V110ZM236 109V110H237ZM240 110H242V109H240ZM235 111V110H234ZM216 112H218V111H216ZM222 112V113H223ZM225 112H226V110H225ZM243 112H244V110H243ZM243 112H241V113H243ZM248 112V111H247ZM200 113V112H199ZM198 113V114H199ZM232 113H235V112H232ZM219 114H220V112H219ZM245 114H246V112H245ZM221 115H223V114H221ZM232 115V114H231ZM249 115V114H248ZM254 115H259V113L257 112V114L255 113ZM230 115H223V117H229ZM251 116V115H250ZM252 117H253V115H252ZM256 119V118H255ZM222 121H224V120H222ZM227 121L225 120V122H223V123H226ZM228 124V123H227ZM227 127H228V125H227ZM236 132V131H235ZM249 133V132H248ZM247 134V133H246ZM249 190V191H248ZM248 192H250V193H248ZM238 194V193H237ZM236 194V195H237ZM241 194V195H240ZM240 194H238V196L236 197V199L238 198V200H240V201H238V200H236V203H239V206H238V208H235V207H237L236 205V203L234 202V204H235V207H234V205H233V203H232V206H230L229 205V207H232V209H233V207H234V210L232 211H228V213H233V215L232 216H230V217H232V218H230L231 220H228L229 219V217H228V219H226V220H228L229 222L228 223H226L225 221H223V223L225 222L226 224H227V226H229V223L231 224V223H240V225L243 223V222H245V221H250V217H252V218H254V219H256V224L254 223V225H255V227H256V229H254L255 230V234H254V236H256L257 235V233L256 232H258L259 231V233L258 234H260V232H264L263 230V228H264V225L262 226V223L264 224V214H263V218H262V212L261 211H263L264 210V206L262 207V209L260 208L261 207V196H258V193H257V195H254L253 194V196H255V197H252V191H251V189L249 188V186L247 185V186H245L244 185V187H242V192L240 193ZM244 194V195H243ZM246 194V195H245ZM242 196V197H240V196ZM256 196H258V201H256L255 202V200H257V197ZM248 198V199H247ZM254 198H255V200H254ZM246 199V200H245ZM238 201V202H237ZM251 204H250V203ZM252 202H253V204H252ZM258 202H259V204H258ZM241 203V204H240ZM244 203V204H243ZM231 204V203H230ZM242 205V206H241ZM246 205V206H245ZM251 205V206H250ZM254 205V206H253ZM258 205H259V207H258ZM250 206V207H249ZM256 206H257V208H259V209H257L256 208ZM196 207V206H195ZM229 207H228V209H229ZM253 209H252V208ZM163 208V207H162ZM166 208V207H165ZM184 208V207H183ZM254 208L258 211H256V210H254ZM168 209H169V207H168ZM167 209V212H171L172 210H168ZM179 210H180V208H178ZM177 209V210H178ZM248 209H250V210H248ZM261 209V210H260ZM165 210V212H166V209H164ZM177 210H174L173 209V211L174 212H172L173 214H175V211L179 214V215H181L180 213L182 212L181 210V212L179 213ZM230 210V209H229ZM235 210H237L238 212H235ZM248 210V211H247ZM252 211V212H251ZM257 212L258 214H259V212H261V214H260V216L257 214V213H255V212ZM164 212V211H163ZM162 212V213H163ZM164 212V213H165ZM196 212V214L198 215L199 214V212L201 213V210L200 209H198V210H191V214H188L187 216H189V218H188V220L190 221V220H192V218H191V216L194 214ZM250 212V213H249ZM254 212V213H253ZM169 213H167L168 214V216H169ZM176 213V215L174 216V217H176L178 214ZM184 213V212H183ZM182 213V214H183ZM227 213V212H226ZM228 213H227V215H228ZM236 213H237V216H236ZM242 213H246L245 215L244 214H242ZM171 214V213H170ZM172 214V215H173ZM185 214V213H184ZM183 214V215H184ZM230 214V215H231ZM248 214V215H247ZM251 214H252V216H251ZM181 216L182 218L184 217V216ZM254 215V216H253ZM255 215H257L258 217L257 218H255L256 216ZM167 216V218H169V222H167L166 221V215L164 216V220L163 221H165V222H167L168 224L167 225H172L173 224V220L172 219H174V217H171V216H169L168 217ZM249 218H248V217ZM245 217V218H244ZM259 217H261V218H259ZM175 219H178V218H175ZM247 219V220H246ZM253 219V220H254ZM242 220H244V221H242ZM263 220V221H262ZM187 221V220H186ZM231 221V222H230ZM165 222H163V225H162V227H164L165 229H166V223ZM170 222H172V223H170ZM165 223V224H164ZM225 223H224V225H225ZM187 224V226H188V228H187V226H185V225H182L183 227L185 226V228H187V229H185V228H183V227H181V226H179V228H183L182 230H180L179 232H180V234L179 233H177L176 232V234H175V236H172L171 238H167L166 240L168 241V243H167V241H165L162 245L163 246H167L168 244H170L171 243V247H176L177 246V243L178 242H181V239L179 240V236H182L183 237V235L181 234L183 231H184V229L185 230H189V228L192 226V224L191 223H186ZM258 224H261V225H259L258 226ZM170 225V227H172ZM245 226V225H244ZM243 226V227H244ZM169 226H167V229H169L170 228ZM174 227H175V224H174ZM223 227H225V226H223L222 225V227L220 226V227H218L219 228V232H221L220 230L222 229V231L224 230L223 229ZM260 227H261V229H260ZM167 229H166V231H167ZM174 229V228H173ZM226 229H227V227H226ZM241 229V228H240ZM257 229H259L258 231H256ZM170 230H171V228H170ZM260 230H262V231H260ZM226 231V230H225ZM224 231V232H225ZM171 233H172V231H170ZM174 232V231H173ZM175 233V232H174ZM164 234H165V232H164ZM163 234V235H164ZM179 236H178V235ZM264 234V233H263ZM263 234L262 235H260L262 238H260L259 237V235H257V239L259 240L258 242H261V243H258V245H260L261 244V246H260V249H259V247L258 246H256V247H258V248H256V249H258V251L255 249V248H253V251H254V249H255V253L259 256V258H261L262 257V259H264V240H262L263 239ZM172 235V234H171ZM219 235H220V233H219ZM224 235V234H223ZM222 234H221V237L223 236ZM177 236L179 237V238H177ZM173 237H175V238H177L176 240L177 241H175V238L173 239ZM181 237V238H182ZM185 238V237H184ZM183 238V239H184ZM261 240H260V239ZM183 239H182V241H183ZM169 240H172V241H169ZM184 240H186V239H184ZM223 242V243H222ZM165 243H167V244H165ZM172 243H173V245H172ZM181 244H183V242L181 243ZM221 244L222 245H224V241L223 240H221V242L219 243V245L221 246ZM246 244H248V243H245V245ZM250 244V243H249ZM257 245V244H256ZM157 246V248L155 247V248H153V250L156 252V249H157V251H159V253L160 252H163V253H161V255L162 254H164L162 257L165 259V260H167V255L169 254V256L173 253H171V247L168 245L166 248H167V250L168 251H170V253L168 252V251H166V249H165V251L166 252H164V250L163 249H161V247H163V246H159V245H156ZM247 246V245H246ZM178 247H180V245H178ZM248 247H250V245L248 246ZM159 248L161 249V250H159ZM165 248V247H164ZM251 249H247V251H251L252 250V247H250ZM245 249H246V247H245ZM153 251V252H154ZM154 252V253H155ZM252 252V251H251ZM166 253H167V255H166ZM253 253V252H252ZM251 253V254H252ZM263 253V256L261 255V254ZM231 254V255H230ZM249 254V256L247 255V257H249L248 259L251 261V259H252V261L253 262H251V263H253V264H255V262H256V260L254 259L253 260V257H252V255L250 254V253H248ZM254 254V253H253ZM156 255H158L157 253H156ZM160 255V256H161ZM159 256V255H158ZM234 256V254L232 253V250H226V251H224V252H222V251H220V253L217 255V256H215L214 258V260H215V262H219V263H223V262H227V260L228 259H230L229 257H233ZM251 256V257H250ZM258 256H255L254 258H256V257H258ZM261 256V257H260ZM240 257H242V256H240ZM244 257V256H243ZM243 257L240 259V258H238V260L240 259V262L238 263V264H241L242 262L243 263H245V261H243ZM158 258H160L161 259V257H158ZM245 258V260H246V256L244 257ZM258 258V259H259ZM224 260V261H223ZM242 260V261H241ZM248 261V260H247ZM250 261H248V263L250 262ZM255 261V262H254ZM264 261V260H263ZM242 263V264H243ZM247 263V264H248ZM257 263H259V261L257 262ZM263 263V262H262ZM261 263V264H262ZM250 264V263H249ZM260 264V263H259Z\"/></svg>", "mask_w": 264, "mask_h": 264}]
</instances>
